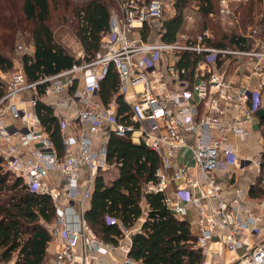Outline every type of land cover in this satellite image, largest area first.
I'll return each instance as SVG.
<instances>
[{"label":"built area","instance_id":"2783aa9c","mask_svg":"<svg viewBox=\"0 0 264 264\" xmlns=\"http://www.w3.org/2000/svg\"><path fill=\"white\" fill-rule=\"evenodd\" d=\"M170 1L119 0L95 58L33 82L20 67L0 98L3 167L22 177L30 192L49 195L56 206L54 221L45 222L55 245L53 264H97L110 251L129 252L119 244L130 236V229L122 226L124 234L117 244L106 242L76 209L91 199L96 176L110 167L107 142L99 145L92 135L104 127L159 155L156 180L149 181L145 191L163 192L169 208L191 225L205 257L225 253L230 254L227 264H264V199L250 210L244 202L231 203L224 197V183L234 174L229 165L251 162L260 169L262 162L263 150L256 160L240 156V142L253 134L263 103L262 26H248L241 34L252 40L247 48L211 45L209 29L183 30L167 40L164 12ZM229 1L221 2L225 16L232 13ZM145 29L147 38L142 36ZM112 67L119 85L105 104L101 83ZM43 83L47 85L40 94ZM26 92H31L29 98ZM61 94H66L61 105L77 106L79 126L74 133L64 131L62 155L32 110L38 98ZM118 97L127 103L124 109ZM9 119L21 125H9ZM185 151H190L194 165ZM85 168L88 174L82 180ZM58 174L61 184L52 180ZM261 187L264 191V175Z\"/></svg>","mask_w":264,"mask_h":264},{"label":"trees","instance_id":"16d2710c","mask_svg":"<svg viewBox=\"0 0 264 264\" xmlns=\"http://www.w3.org/2000/svg\"><path fill=\"white\" fill-rule=\"evenodd\" d=\"M0 0V71L14 68L15 49L19 42L32 44L33 53L21 57L28 81L59 73L75 64L95 58L101 39L110 28L112 10L108 0ZM197 2L204 18L199 30L209 29L213 36L209 44L217 47L247 48L252 40L213 21L214 0H174L175 14L166 18L164 39L174 40L178 32L187 30L184 9ZM59 9L65 22L73 26L83 49L77 58L57 38L54 32V13ZM142 36L147 38L146 29ZM47 83L38 86L44 93ZM118 74L111 68L101 83L100 95L105 104L115 96ZM7 89L0 79V98ZM120 108L127 103L117 98ZM35 113L46 129L58 152H64V125L56 108L38 98ZM264 120V118H262ZM264 122V121H263ZM107 159L119 171L111 183L103 175L95 178L93 193L85 217L94 232L104 241L117 244L123 236L122 226L140 229L132 234L129 261L123 264H204L205 254L188 221L178 217L166 204L163 192H146L145 186L156 180L161 166L159 155L144 143L111 132L107 140ZM256 183L250 188L252 197H262L264 175V145ZM0 155V262L4 264H45L51 241L49 226L56 216V206L47 194L30 192L22 177L6 170ZM147 207L143 209L142 201ZM109 217L116 221H109Z\"/></svg>","mask_w":264,"mask_h":264},{"label":"crops","instance_id":"0c3cea01","mask_svg":"<svg viewBox=\"0 0 264 264\" xmlns=\"http://www.w3.org/2000/svg\"><path fill=\"white\" fill-rule=\"evenodd\" d=\"M138 34L139 33H134V35L136 36ZM21 67L23 68V66ZM254 81L256 80L254 79ZM30 95H31V92H26L24 94L26 98H29ZM65 95L66 94H61V96L60 95L50 96V97H45L42 99L46 101L47 103L53 105L56 108L57 113H61L59 115H61L63 117V120L65 121V122L63 121L64 126H65L64 131L69 132V133H74L79 127L78 126V115H77L78 108L74 103H72V105L70 106L61 105L60 100ZM260 109H264V92H263V103ZM32 110L35 111V108ZM263 121L264 120H262V118L258 115L257 121L254 123L253 134L247 140H243L240 142V146H241L240 156L242 158H245L248 155L249 157H252L254 160H256L257 159L256 156L259 157L258 155L259 152L263 150V145H264V122ZM7 124L12 125V126L13 125L20 126L21 121L17 119H9L7 121ZM257 124H260L258 128H256ZM98 132H102L100 137L97 134ZM110 133L111 132L108 131L106 127H104V129L102 128L101 130L93 131L92 135H94L97 144L100 145V144H103L104 142H107ZM96 134H97V137H96ZM185 155L188 158L189 162L192 165H194L193 158L191 157L190 151H185ZM228 169L231 170L230 172L233 171L234 174L231 180L224 183L225 199L231 203L236 202V200L242 201L245 203L247 209L253 210L255 208V205L264 199V194L262 197H252L249 193L250 188L252 187V185L256 183V180L258 178V175L260 172L259 167L256 166L255 163L248 162V164H245L243 167L229 165ZM87 174H88V168H85L82 174V180H85V178L87 177ZM101 175L104 176L107 182L111 183L118 177L119 171L117 168L111 167L110 169L104 171ZM108 175H110L111 177H108ZM52 180H54V182L57 184L62 183V177L59 174L54 175L52 177ZM175 184L176 183L172 184L170 188L174 189ZM89 202L90 200L85 203L84 207L82 206L76 207L77 212L80 210L81 212L83 211L84 213H86V210L89 207ZM141 204H142L143 209L147 207L146 200H143ZM189 208H190V214L194 216L195 213H194V209L192 208L191 204H189ZM242 215L245 216L246 214L242 213ZM139 229H140L139 225H136V227L130 229V232H131L130 236L123 238L122 241H120L119 246L124 245L130 248L131 242H132V234ZM127 256L128 254H126L123 249L119 248L117 250L110 251L100 256L99 259L97 260V264H123L126 262ZM219 257L220 256H218L217 254L206 257V264H213L214 260L218 261L217 259H220ZM54 258H55V245L51 243L50 241L45 264H53ZM225 259L227 258L225 257ZM0 264H4V263L0 262Z\"/></svg>","mask_w":264,"mask_h":264},{"label":"rangeland","instance_id":"374dc122","mask_svg":"<svg viewBox=\"0 0 264 264\" xmlns=\"http://www.w3.org/2000/svg\"><path fill=\"white\" fill-rule=\"evenodd\" d=\"M74 3L80 2L79 0H72ZM148 1V0H143ZM112 12L119 10V0H108ZM222 0H214L215 7L214 13L210 16L213 21H221L223 25L228 28H234L238 34L245 33L248 30V26H262L263 30V37H264V0H230V6L232 13L225 14L221 13L220 6ZM63 9H59L54 13L55 19L53 20L52 24L54 27V32L56 38L67 48L69 51L74 54L77 58H83L84 54L82 51V46L78 41L73 26L65 22V17L62 14ZM184 15L186 19L185 28L199 30L203 27L204 18L200 11V6L197 2L193 1L187 8L184 9ZM175 14L174 8V0H171L167 9L164 12L166 18ZM188 17H191V20H188ZM226 18V19H224ZM248 24V25H247ZM19 45L15 49V63L14 68L10 71L3 72L0 71V79L5 83L6 89L8 88L9 81L15 74L17 70L22 66L21 57L24 53L33 51L30 49L32 44L27 41H22L18 43ZM19 46H22L20 49ZM28 50V51H26ZM164 68L166 66L164 65ZM2 74V75H1ZM61 116V115H60ZM62 120L63 117L61 116ZM64 121V120H63ZM104 129V128H103ZM102 132H98L97 134L101 135ZM96 134V137H97ZM111 166L109 167V169ZM252 173V172H251ZM108 177H111L108 175ZM222 254L218 261L214 260L213 264H227L226 258H229L230 254ZM222 260V261H221ZM225 260V261H224ZM233 264V263H231Z\"/></svg>","mask_w":264,"mask_h":264},{"label":"water","instance_id":"95a60500","mask_svg":"<svg viewBox=\"0 0 264 264\" xmlns=\"http://www.w3.org/2000/svg\"><path fill=\"white\" fill-rule=\"evenodd\" d=\"M258 115L261 117V118H264V109H260L258 110ZM260 126V124H257L256 128H258Z\"/></svg>","mask_w":264,"mask_h":264}]
</instances>
